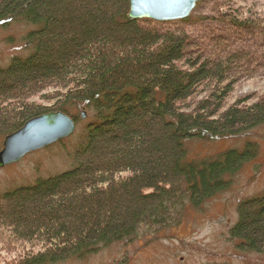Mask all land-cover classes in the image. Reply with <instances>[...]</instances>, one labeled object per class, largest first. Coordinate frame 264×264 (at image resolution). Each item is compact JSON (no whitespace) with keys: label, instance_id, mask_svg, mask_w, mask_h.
<instances>
[{"label":"trees","instance_id":"trees-1","mask_svg":"<svg viewBox=\"0 0 264 264\" xmlns=\"http://www.w3.org/2000/svg\"><path fill=\"white\" fill-rule=\"evenodd\" d=\"M248 4L201 0L188 18L158 23L129 20V0H0V31L30 28L23 55L0 68V149L40 115H91L69 170L0 195L1 259L61 264L157 238L230 187L255 143L189 161L184 145L264 126V93L227 102L255 72L249 51L264 59V10ZM200 23L218 37L188 31ZM236 216L228 234L238 250L264 255V193L240 201Z\"/></svg>","mask_w":264,"mask_h":264},{"label":"rangeland","instance_id":"rangeland-1","mask_svg":"<svg viewBox=\"0 0 264 264\" xmlns=\"http://www.w3.org/2000/svg\"><path fill=\"white\" fill-rule=\"evenodd\" d=\"M232 1L242 8L251 3L264 10V0ZM208 9L206 4L199 8V12L208 15ZM205 26L206 24L200 23L188 31L202 30L197 34L202 36L205 33L203 36L207 41L218 37L217 34L210 35L208 30L203 29ZM29 29L19 23L0 31V68L6 67L14 54L23 55L22 37ZM7 37L15 39L14 48L4 43ZM256 52L249 51L252 55L256 54L251 65L255 70L254 74L238 83L234 93L227 100L228 104L240 97H249V102H252L264 93V59L258 57ZM244 68L247 71V67ZM31 102L43 105L44 101L37 96L32 98ZM82 113L84 119L80 118ZM69 115L78 117L72 135L25 155L17 163L0 168V195L30 186L38 179L59 175L71 168L72 155L83 141L84 134L81 141L80 135L86 124L91 121V115L82 108L71 109ZM246 142L256 144V158L240 170L225 192L208 200L199 209L187 208L178 226L162 232L157 238L140 237L130 242L114 243L100 247L96 253L85 259H73L61 264H264V255L238 250V242L232 240L228 234L237 219V204L264 193V126L254 129L246 137L210 142L192 140L188 141L184 148L188 161L201 160L228 150H241ZM15 255H10V260H14ZM8 262V259L0 258V264Z\"/></svg>","mask_w":264,"mask_h":264},{"label":"water","instance_id":"water-1","mask_svg":"<svg viewBox=\"0 0 264 264\" xmlns=\"http://www.w3.org/2000/svg\"><path fill=\"white\" fill-rule=\"evenodd\" d=\"M201 0H129V20L158 23L188 18ZM81 114V119H84ZM75 123L59 112L40 115L27 121L18 131L6 136L0 149V168L19 162L25 155L65 140L73 134Z\"/></svg>","mask_w":264,"mask_h":264}]
</instances>
